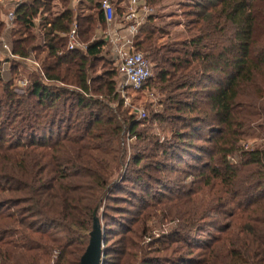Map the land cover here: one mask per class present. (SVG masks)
Segmentation results:
<instances>
[{"label": "trees", "instance_id": "trees-1", "mask_svg": "<svg viewBox=\"0 0 264 264\" xmlns=\"http://www.w3.org/2000/svg\"><path fill=\"white\" fill-rule=\"evenodd\" d=\"M71 1L27 0L9 31L0 20L13 55L0 60V264H79L100 211L102 264H264V141L245 144L264 133V0H193L185 37L161 45L144 17L133 49L152 68L142 89L159 97L140 119L96 36L100 0ZM74 18L85 49H67Z\"/></svg>", "mask_w": 264, "mask_h": 264}, {"label": "built area", "instance_id": "built-area-1", "mask_svg": "<svg viewBox=\"0 0 264 264\" xmlns=\"http://www.w3.org/2000/svg\"><path fill=\"white\" fill-rule=\"evenodd\" d=\"M27 0H14L11 8L8 10L5 19V29H11L15 18V8L26 2ZM100 7L104 14L105 27L99 28L96 33L97 37H101L111 48L112 55L118 67L121 83L117 87V91L123 98L124 102H128L126 89L138 90L142 88L144 82L152 76V68L148 60L141 52L134 51L133 38L135 37L139 25L143 22L144 17L151 13L152 8L146 6L145 0H122L121 7L123 10L120 26L126 29L124 34H120V30L113 25L115 21L114 6L112 0H100ZM39 22V18L37 19ZM1 48L13 57L9 45L5 40L0 42ZM86 45L80 40L79 27L76 19H73L67 37V49H85ZM28 59V57L26 58ZM1 60V57H0ZM36 68L38 63L32 62ZM4 67L1 68L3 73ZM27 80L19 79L15 83L17 90L26 87ZM145 113L138 109L137 119L143 118Z\"/></svg>", "mask_w": 264, "mask_h": 264}, {"label": "rangeland", "instance_id": "rangeland-1", "mask_svg": "<svg viewBox=\"0 0 264 264\" xmlns=\"http://www.w3.org/2000/svg\"><path fill=\"white\" fill-rule=\"evenodd\" d=\"M193 0H162L159 4L155 6H149L152 8L151 14L153 17V24L158 26L162 30V34L158 36L157 41L158 44H165V43H172V42H177L182 40L185 37L184 34V24H185V19L182 17V11L184 10V7L186 5H191ZM57 11V5L54 7ZM6 8L3 7V5H0V13L3 12L7 15V10L5 11ZM5 11V12H4ZM9 31V30H6ZM7 33V32H6ZM6 42H8L6 40ZM10 42V41H9ZM9 44V43H8ZM26 64L32 67H36L32 62H33V57H28V59L24 60ZM5 66V67H4ZM2 65L4 67L3 73H6L8 71L7 65ZM30 69V68H29ZM29 74V70L26 69H21V78L22 79H27ZM7 75V74H6ZM117 81V87L121 83V77L119 76L116 78ZM126 94L128 96V102H124L125 108L128 109L130 113H134L137 117L138 115V109L143 110L144 113H146V106L149 103H152V105L156 106V101L158 100L159 95L155 94V91L151 89L141 88L138 90H132L130 88L126 89ZM113 106V105H112ZM253 131V130H252ZM259 130L254 129V134L252 136H248L246 138V146L247 147H256L260 145L261 141H264V133H261L262 136L259 134ZM158 133V132H157ZM161 139H163V135L159 133ZM260 136V137H259ZM259 137V138H258ZM133 139L129 137H125V143L127 145V161L128 158L133 155L134 149L132 148V141ZM211 199V195L209 193V190L203 189L200 191V193H197L195 195V202L197 206V210L199 213L204 212L209 205V201ZM99 220L101 224L102 230L104 229V221L102 219L101 211L99 212ZM174 223H168L166 227L168 226H173ZM113 231H119L120 227L114 225L111 226ZM104 231V230H103ZM164 231V230H163ZM162 231V232H163ZM206 234L213 235L211 232L213 230H207L206 229ZM161 232V233H162ZM116 232H113L109 238H107V245L110 246L117 237L115 236ZM154 233V232H153ZM205 234V236H206ZM160 235V234H157ZM157 237V236H156ZM104 246V245H103Z\"/></svg>", "mask_w": 264, "mask_h": 264}, {"label": "water", "instance_id": "water-1", "mask_svg": "<svg viewBox=\"0 0 264 264\" xmlns=\"http://www.w3.org/2000/svg\"><path fill=\"white\" fill-rule=\"evenodd\" d=\"M103 245L104 231L101 228L99 218L94 212L88 244L80 257L79 264H102V258L104 256Z\"/></svg>", "mask_w": 264, "mask_h": 264}, {"label": "crops", "instance_id": "crops-1", "mask_svg": "<svg viewBox=\"0 0 264 264\" xmlns=\"http://www.w3.org/2000/svg\"><path fill=\"white\" fill-rule=\"evenodd\" d=\"M72 2V4H76L77 2H78V0H72L71 1ZM14 3V0H0V5H3V7L4 8H6L5 9V11L7 10V12H8V10L11 8V6H12V4ZM55 6H53V11L54 10H56L55 8H54ZM57 8H58V10L57 11H54L55 13H57L58 11H59V7L57 6ZM4 11V12H5ZM5 19H6V14L5 13H3V12H1L0 13V20L2 21H4L5 22ZM120 21L119 20H117L116 18H115V21H114V23H113V25H114V27L116 28V29H118V32L120 31V30H123V31H120L119 33L120 34H124L125 33V31H126V29H123L122 28V26H120ZM7 30V29H6ZM98 32V30L96 31V33ZM127 32V31H126ZM5 39V37H0V42H1V40H4ZM5 54H7L3 49H1L0 48V57H1V59H3V57L5 56ZM4 65H7V67H8V63L7 62H3V66ZM5 67V66H4Z\"/></svg>", "mask_w": 264, "mask_h": 264}]
</instances>
